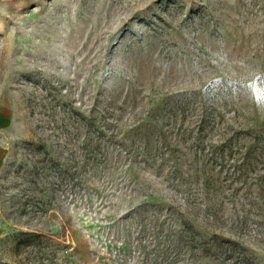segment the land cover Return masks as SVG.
I'll return each instance as SVG.
<instances>
[{"label":"rangeland","instance_id":"1","mask_svg":"<svg viewBox=\"0 0 264 264\" xmlns=\"http://www.w3.org/2000/svg\"><path fill=\"white\" fill-rule=\"evenodd\" d=\"M0 264H264V0H0Z\"/></svg>","mask_w":264,"mask_h":264},{"label":"snow or ice","instance_id":"2","mask_svg":"<svg viewBox=\"0 0 264 264\" xmlns=\"http://www.w3.org/2000/svg\"><path fill=\"white\" fill-rule=\"evenodd\" d=\"M258 99H260V96L258 95Z\"/></svg>","mask_w":264,"mask_h":264}]
</instances>
